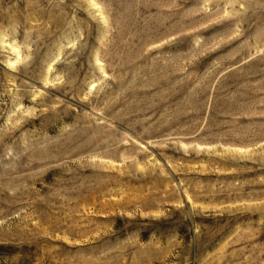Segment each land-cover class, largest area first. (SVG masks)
<instances>
[{
  "label": "rangeland",
  "instance_id": "374dc122",
  "mask_svg": "<svg viewBox=\"0 0 264 264\" xmlns=\"http://www.w3.org/2000/svg\"><path fill=\"white\" fill-rule=\"evenodd\" d=\"M0 264H264V0H0Z\"/></svg>",
  "mask_w": 264,
  "mask_h": 264
}]
</instances>
